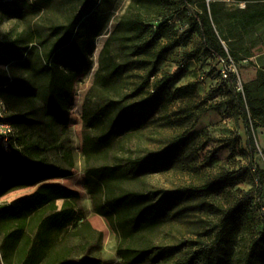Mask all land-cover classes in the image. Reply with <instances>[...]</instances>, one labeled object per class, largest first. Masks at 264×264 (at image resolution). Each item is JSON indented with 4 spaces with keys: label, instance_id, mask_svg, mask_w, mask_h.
Listing matches in <instances>:
<instances>
[{
    "label": "rangeland",
    "instance_id": "obj_1",
    "mask_svg": "<svg viewBox=\"0 0 264 264\" xmlns=\"http://www.w3.org/2000/svg\"><path fill=\"white\" fill-rule=\"evenodd\" d=\"M131 2L0 0V82L7 80L16 90L15 94L0 93V111L5 117L38 122L29 130L18 126L17 136L24 144L45 148L41 156L30 157H44L51 166L71 172L48 183L79 194L73 206L75 224L60 234L54 230L47 247L37 239L39 220L63 210V201L50 205L35 219H26L21 236L11 240L9 234L21 222L5 220L2 208L32 195L38 186L2 196L0 264H50L83 256L100 264H123L116 253L115 229L93 210L85 187L82 154L84 136L101 128L87 129L85 112L110 101L134 114L142 128L123 132L104 121L102 127L113 139L108 164L127 165L130 158L141 159L146 175L127 186L148 193L164 213V224L145 264H264V186L259 190L254 174V168L264 170V125L251 129L250 148L237 96L216 73L194 20L204 0H190V5L168 0L165 7L144 11L145 18L154 22L149 23L151 32L134 40L142 48L140 52L131 50L130 43L123 45L119 40L122 32H115ZM244 7L236 0H219L217 28L237 61L245 100L261 99L264 89L258 73L264 69V23L244 34L231 16ZM73 23L78 35L82 34L75 43L87 63L79 64L72 48L60 53L56 61L72 77L69 124L62 129L43 116L40 100L23 98L20 92L38 89L35 70L46 63L62 28ZM109 40L111 56L126 67L115 85L103 90L96 75L103 66L101 53ZM187 85L194 89L186 97L180 96L176 90ZM142 102H147L145 107ZM211 106L216 107L202 114ZM225 224L236 230L230 252L217 241ZM34 249L36 257L29 260Z\"/></svg>",
    "mask_w": 264,
    "mask_h": 264
},
{
    "label": "trees",
    "instance_id": "obj_2",
    "mask_svg": "<svg viewBox=\"0 0 264 264\" xmlns=\"http://www.w3.org/2000/svg\"><path fill=\"white\" fill-rule=\"evenodd\" d=\"M182 1L184 5L191 4L190 0ZM236 1L243 3L245 7L236 10V13L234 12L231 16L237 21L238 27L244 34H248L254 27L264 23V0ZM166 2L168 0H132L126 14L115 29V32H122L119 39L123 42L122 44L130 43L131 50L140 52L142 48L135 44L134 40L136 41L151 32L152 27L149 26V23L154 22L145 18L144 11L154 7H165ZM208 2L206 3L204 0L201 12L194 13V20L199 26V36L204 48L214 66L216 58L226 59L228 56L237 66V61L229 54L231 49L228 50L225 47L222 42L224 40L217 28L220 15L219 0H208ZM85 16L87 14L80 21ZM62 30L63 33L55 40L46 56V63L35 70L39 83L38 89L22 91L20 96L40 100L43 103V116L51 124L66 129L69 124L68 102L72 97V77L63 72L56 61L60 53L68 51L69 48H72L73 58L79 64L84 65L87 60L75 43L78 37H82V34L78 35L76 24H68ZM110 42L111 40L106 42L101 53L103 66L96 75L103 90H108L115 85L126 67L125 64L117 62L111 56ZM222 82L226 83L237 96L239 113L245 125L251 148V129L257 130L261 127L260 124L264 125V98L245 100V91H243V95L237 92L235 75H231L226 82ZM258 82L264 89V69L258 73ZM192 89H194L193 85H187L178 88L176 92L180 96L186 97L189 90ZM1 92L15 94L16 90L11 88V83L5 80L0 82ZM146 104L147 102L141 103L142 107H145ZM215 107L206 108L202 114ZM108 109L113 112V116L109 114ZM105 120L111 123L112 129L123 132H134L142 128V124L135 119L134 114L121 107L116 101H110L107 106L97 107L94 111L85 112L83 121L87 129L94 130L98 125H101L95 134L88 133L83 138L82 154L86 164V191L94 212L104 217L115 229L118 236L116 253L123 264H145L150 258L155 235L164 224V213L158 204L151 200L148 193L136 191L127 186L138 180L139 177L146 175L147 168L141 159L130 158L127 165L108 164L113 148V139L111 132H107L105 127H102ZM3 121L13 128L14 136L9 139V151H5L0 144V198L15 189L38 186L32 195L20 198L10 207L2 208L5 220L21 222L8 237L11 240L18 239L22 234L26 219H35L44 213L50 205H54L57 201H63V210L53 212L39 220L37 239L40 241L39 244L47 247L54 230L60 234L75 224L73 206L79 200V194L62 185L48 183L49 180L68 177L71 172L51 166L44 157H30V154L38 153L41 156L45 152V148L37 144H24L23 138L17 136L18 126L29 130L34 128L38 122L21 116H7ZM185 141L180 144L184 145ZM27 152H29V156ZM167 158V155L161 157V161L164 162ZM254 174L257 186L261 190L264 186V170L254 168ZM234 231L236 230H231L230 225H222L217 238V241H221L225 250L229 252L232 249ZM35 257L34 249L30 253L29 260ZM50 264H100V261L83 256L77 260L57 259Z\"/></svg>",
    "mask_w": 264,
    "mask_h": 264
},
{
    "label": "built area",
    "instance_id": "obj_3",
    "mask_svg": "<svg viewBox=\"0 0 264 264\" xmlns=\"http://www.w3.org/2000/svg\"><path fill=\"white\" fill-rule=\"evenodd\" d=\"M215 69L222 81H227L231 75H235L237 78V92L243 95V82L239 76L237 66L235 62L228 56L225 58L215 59ZM4 114L0 111V144L5 151H9V139L14 136L13 128L3 120H5Z\"/></svg>",
    "mask_w": 264,
    "mask_h": 264
}]
</instances>
